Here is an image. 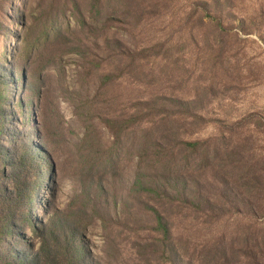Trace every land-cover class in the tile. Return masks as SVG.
Returning a JSON list of instances; mask_svg holds the SVG:
<instances>
[{
	"label": "rangeland",
	"instance_id": "rangeland-1",
	"mask_svg": "<svg viewBox=\"0 0 264 264\" xmlns=\"http://www.w3.org/2000/svg\"><path fill=\"white\" fill-rule=\"evenodd\" d=\"M52 230L59 264H264V0H0V264Z\"/></svg>",
	"mask_w": 264,
	"mask_h": 264
},
{
	"label": "trees",
	"instance_id": "trees-1",
	"mask_svg": "<svg viewBox=\"0 0 264 264\" xmlns=\"http://www.w3.org/2000/svg\"><path fill=\"white\" fill-rule=\"evenodd\" d=\"M197 145H198V143L192 144V146H194V147ZM154 210H155L156 215L158 216V221H159L161 228H166L169 232V229L163 223L164 218L161 215V213L158 210H156L155 208H154ZM75 233H76V231L71 230V231H69L68 236L70 234L74 235ZM54 234H55V230L50 231V233H48V234H46L45 231L42 233V235H44L43 236L44 242L40 248V251L36 254L33 264H59L58 261L55 262V258L51 262H48V260L46 259V257H49L50 255H54V248L50 245V239L53 237ZM57 250H58V248H57ZM59 252H60V250H59ZM42 258H44V261H41Z\"/></svg>",
	"mask_w": 264,
	"mask_h": 264
}]
</instances>
